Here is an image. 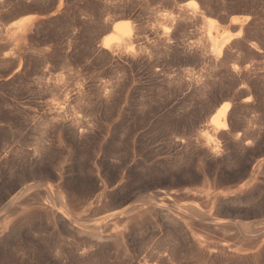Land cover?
<instances>
[{
    "label": "rangeland",
    "instance_id": "1",
    "mask_svg": "<svg viewBox=\"0 0 264 264\" xmlns=\"http://www.w3.org/2000/svg\"><path fill=\"white\" fill-rule=\"evenodd\" d=\"M189 1L0 0V264H223L193 240L263 246L264 0Z\"/></svg>",
    "mask_w": 264,
    "mask_h": 264
},
{
    "label": "bare ground",
    "instance_id": "2",
    "mask_svg": "<svg viewBox=\"0 0 264 264\" xmlns=\"http://www.w3.org/2000/svg\"><path fill=\"white\" fill-rule=\"evenodd\" d=\"M197 6H198V2L196 0H191V1L187 2V4H186V8H188V9L189 8L190 9H196ZM210 20H211V22H210L211 27H210V30L208 32V35L210 37L211 42H213V45H215L216 50L220 51V49L222 47V43L216 42V41L218 38L221 37V34H219V31L216 29V32L218 35H216V37L214 38L215 40H212L213 38H211V37H214V36H212V32H214L213 28L215 29L217 27L214 24V21L212 19H210ZM130 27H131V21L129 19H121V20L116 21L113 24V29H112L111 34H109L108 36H106L104 38L103 46L106 48H111L112 44L114 42H119V40H120L119 35H121V37L123 38L124 36H122V35L125 34L126 32H128ZM126 38H127V40H131V33H129L126 36ZM230 108H231V102L228 100H223L220 103V106L216 109L215 113L211 115V123L214 125L215 129L223 130V129L227 128V125H228L227 124V115H228ZM211 141L212 140H209L208 143H210ZM217 147H219V146H217L215 143V148H217ZM205 238L206 237H204V239H201L199 236V238H196L193 241H195V243L199 246L202 253L204 252L205 254L209 255V258H210V256L211 257H213V256L222 257L221 260L223 261V264H237L240 261H243V259H246L247 257H250V256H252V257L254 256L256 259V257L261 255V253L263 251L262 248L264 246V244H263V246H256L255 244H254L255 246H250V244H244L243 245L242 243H241L242 244L241 245L240 242L238 244V243H232L233 242L232 240H231L232 242L227 241V240L221 241L222 239L221 240L219 239L221 242H215L216 239H214V238H213L214 239V242H213L211 237H210L211 240H208V237H207V239H205ZM0 239H2V238H0ZM5 239H6V237H5ZM10 239L11 238H9V240ZM249 242L254 243L255 241L251 239ZM1 245H3V243ZM257 245H261V242L258 243ZM201 256H202V258L204 257L203 255H201ZM5 257H7V255L5 253L0 252V258H5ZM205 257H207V256H205ZM7 259H10V258H7ZM206 262L208 263V261H206ZM211 263L212 264H218V263H216V261L211 262Z\"/></svg>",
    "mask_w": 264,
    "mask_h": 264
}]
</instances>
